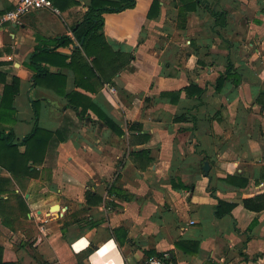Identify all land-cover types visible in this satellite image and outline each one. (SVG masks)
I'll return each mask as SVG.
<instances>
[{
  "label": "crops",
  "instance_id": "1",
  "mask_svg": "<svg viewBox=\"0 0 264 264\" xmlns=\"http://www.w3.org/2000/svg\"><path fill=\"white\" fill-rule=\"evenodd\" d=\"M17 1L0 0V10ZM52 1L58 12L33 10L0 29V48L12 49L0 70L7 83L20 81L16 121L0 129L20 141L36 123L35 101L39 127L54 132L38 175L4 187L15 225L0 215L6 255L19 264H77L95 245L84 264H133L165 253L175 264H264V210L242 202L264 194V0H203L183 29L176 0H160L156 18L147 16L153 0L105 14L109 44L134 59L96 92L77 87V72L58 56L69 62L81 47L72 29L91 0ZM211 11L226 12L225 24ZM61 36L71 42L58 45ZM38 46L57 54L43 60L65 77L57 90L33 84L27 63ZM229 61L240 83L227 79L217 89ZM190 85L203 94L189 95ZM72 91L90 96L123 134L90 109L80 115L64 97ZM139 133L149 140L140 142ZM142 150L150 162L136 155ZM0 176L11 174L0 167Z\"/></svg>",
  "mask_w": 264,
  "mask_h": 264
},
{
  "label": "trees",
  "instance_id": "2",
  "mask_svg": "<svg viewBox=\"0 0 264 264\" xmlns=\"http://www.w3.org/2000/svg\"><path fill=\"white\" fill-rule=\"evenodd\" d=\"M175 3L178 9L177 26L180 29H183L186 26L187 14L195 11L198 5L203 3V0H176ZM135 6L136 0H91L90 5H88L84 11L81 21L75 24L72 29L73 35L80 43L81 47L74 51L69 62H66L67 59L65 56L58 55L62 59L61 63L63 66L72 68L77 72L75 78V84L77 87L84 86L83 88L96 92L100 90L105 83H112L114 77L119 71L132 62L134 56L131 52L115 51L109 44L104 34V16L108 13H119L134 8ZM160 7V0H153L148 11V18L158 17ZM206 7L209 10L208 5H206ZM11 8L12 7L0 10V14ZM211 13L216 18L218 24H225L227 17L226 12L211 11ZM58 41V45H65L69 44L71 39L68 36H61ZM11 50L12 49H10L9 46L0 48V57L6 52H11ZM52 53L57 55L55 50L41 46L36 47L35 51L32 53L30 62L27 63V67L34 72V86L44 85L54 87V89L57 90V84H61V81L63 80L65 81V77L59 73H52L49 68L43 64V60L48 61L47 57ZM198 63L203 64L200 58ZM2 64L3 62L0 61V67ZM227 79H232L236 85H238L241 80L231 61L228 62L225 71L217 79L216 88L220 89L223 82ZM0 83L3 85L0 101V123L13 124L16 121V108L14 102L16 95L19 92L20 81L19 78L14 77L10 84L7 83L6 74L0 70ZM186 91L189 95H192V91H195L198 96H201L204 89L198 88L195 85H190L186 88ZM176 94L179 95L180 92H177ZM64 97L68 99L70 106L79 110L80 115L86 116L90 109L97 113L99 118L104 120L110 128L119 134H123L122 129H120L104 112L101 111L90 96L79 91H72L69 93L65 92ZM36 105V102L33 101L36 123L31 132L24 136L20 141L15 140L12 129H0V167L11 174V177L6 178L0 176V215L2 216L3 224L12 229H15V225L9 220L11 212H8V200L1 197L4 191L8 192L4 187L11 185L13 179L19 181L20 178H30L38 175V170L35 165L40 164L43 161L48 142L54 135V132L39 127L37 123L39 110ZM179 118L180 117H177L176 119ZM133 126L138 129L140 128L139 125H132V127ZM149 138V135L139 133L138 139L140 142H147ZM20 146H24L25 149L21 151ZM136 155L146 157V162H150L151 160V158L147 157L148 150L137 151ZM109 192H116V189L111 187ZM15 196L21 203L20 208L23 211L22 213L26 216L29 209L24 204L23 196L16 193ZM242 202L244 207L249 210L256 212L264 210V194L243 199ZM232 207L233 204L228 205L227 210H224L222 213L218 212V215L221 216L224 213L230 212ZM61 233L64 235V229L61 230ZM123 233L124 237L127 239L126 230H124ZM193 244L196 245L195 243ZM183 245L184 244L180 242L176 243V246L178 247ZM95 248V245H91L88 250L78 254L77 258H79V260L77 264H84L82 260L93 252ZM6 253V249L0 245V264H19L17 260L10 259ZM157 256L161 257V254Z\"/></svg>",
  "mask_w": 264,
  "mask_h": 264
},
{
  "label": "built area",
  "instance_id": "3",
  "mask_svg": "<svg viewBox=\"0 0 264 264\" xmlns=\"http://www.w3.org/2000/svg\"><path fill=\"white\" fill-rule=\"evenodd\" d=\"M49 8L58 12L51 0H18L14 7L0 14V29L10 23H18L27 13L37 10ZM133 264H175L170 260L169 254L163 256H150L144 261Z\"/></svg>",
  "mask_w": 264,
  "mask_h": 264
},
{
  "label": "water",
  "instance_id": "4",
  "mask_svg": "<svg viewBox=\"0 0 264 264\" xmlns=\"http://www.w3.org/2000/svg\"><path fill=\"white\" fill-rule=\"evenodd\" d=\"M209 169H210L209 162L208 161H205V163H204V170L209 171ZM55 208H58V206L55 205Z\"/></svg>",
  "mask_w": 264,
  "mask_h": 264
},
{
  "label": "bare ground",
  "instance_id": "5",
  "mask_svg": "<svg viewBox=\"0 0 264 264\" xmlns=\"http://www.w3.org/2000/svg\"><path fill=\"white\" fill-rule=\"evenodd\" d=\"M106 252H108V251H106ZM109 252H110V251H109ZM102 253H103V251L100 252V254H102ZM105 255H106V254H105ZM105 255H104V256H105ZM108 255H109V254H108ZM108 255H107V256H108ZM95 256H96V255H95ZM95 256H94V257H95ZM104 256H103V257H104ZM109 256H110V255H109ZM97 261H98V260H97ZM97 261H96V262H97Z\"/></svg>",
  "mask_w": 264,
  "mask_h": 264
}]
</instances>
